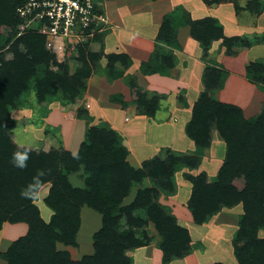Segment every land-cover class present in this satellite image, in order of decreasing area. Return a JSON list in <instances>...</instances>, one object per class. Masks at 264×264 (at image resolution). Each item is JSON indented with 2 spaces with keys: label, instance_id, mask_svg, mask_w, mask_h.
I'll list each match as a JSON object with an SVG mask.
<instances>
[{
  "label": "trees",
  "instance_id": "obj_1",
  "mask_svg": "<svg viewBox=\"0 0 264 264\" xmlns=\"http://www.w3.org/2000/svg\"><path fill=\"white\" fill-rule=\"evenodd\" d=\"M17 5V0H0V40H3L0 53L10 44L8 51L12 54L11 60H4V55L0 54V230L6 223H24L27 232L0 257L5 264H130L124 252L137 246L132 229L145 223L143 217L153 222L163 235V243L159 246L163 261L168 263L171 258L182 257L187 252L184 250L187 234L176 227L174 220L158 205L153 204L150 189H139L133 200L123 205L131 189L139 186L145 178L164 180L166 184L163 187H172L168 179L179 160L169 158L168 164L162 166L150 161L151 164L143 163L139 169H134L127 162L128 152L117 142L115 132L105 129L89 131L76 154L67 151L34 152L11 142L14 122L10 110L31 82L38 84L39 101L48 92L44 91V85L49 88L54 83L63 88L67 85L65 73L60 76L47 69L50 62L56 65V61H50L54 57L45 51L44 36L26 32L13 41L21 24L15 14ZM189 23L196 25L195 28L190 27L189 34L207 49L208 41L213 37L209 26L213 20ZM164 28L165 24L160 29ZM159 40L167 43L162 35H159ZM19 45L25 47L24 54L18 51ZM87 46L88 43L79 46L82 71L72 78V84L77 86H81L78 82L80 74L88 77L91 73L84 57V47ZM123 58L130 64L126 56ZM42 69L43 74L40 75L38 71ZM251 75L253 82L263 84L261 66L251 65ZM69 88L72 89L64 88V92ZM210 124L215 125L217 133L227 144V156L215 180L207 182L205 173L190 176L193 220L202 224L222 208L242 206L241 234L243 236L247 231L251 238L254 236V244L262 249L251 259L253 264H264V240L255 237L258 230H264V108L251 122L244 121L239 109L220 105L204 96L200 108H194L186 129L197 146L206 147L209 143ZM17 152L28 156L27 166L23 169L11 163L13 153ZM196 164L198 162L195 161L189 165L192 168ZM41 172L44 174L40 175ZM73 175L80 177L79 184L72 183ZM36 179H39L40 189L48 185L43 198V204L51 211L47 220L42 218L35 205L37 199L21 196L22 189ZM83 207L98 213L102 225L92 237L93 254L83 256L80 261H72L67 252L57 250L56 246H76ZM176 236L184 237V244H175ZM237 239H241L240 234Z\"/></svg>",
  "mask_w": 264,
  "mask_h": 264
},
{
  "label": "rangeland",
  "instance_id": "obj_2",
  "mask_svg": "<svg viewBox=\"0 0 264 264\" xmlns=\"http://www.w3.org/2000/svg\"><path fill=\"white\" fill-rule=\"evenodd\" d=\"M100 5L110 22V28L108 31L103 32L104 34H97L85 43L71 42L65 45L68 46L65 51L62 48L57 52L52 47H48L47 41H45V51L54 57L50 61H56V65L50 62V66L47 68L48 71L60 76L65 73L67 85L64 88L71 87L72 89L69 88V92L67 90L64 92L63 86L55 85V83L50 88L44 85V91L48 92L44 93V99L39 101L38 84L35 81L31 82L28 90L19 96L15 101L14 108L10 110V117L14 122V128L10 136L11 142L20 145V148H29L28 150L34 152H70L67 150L69 138L75 139V136L78 135L76 142L78 141L81 144L86 140L89 131L92 129H105L115 132L117 142L128 152L127 162L134 169H139L143 163L151 164L156 161V165L162 166L168 164L169 158L179 160L180 162L176 164L177 168L173 170L172 176L168 179L172 185L171 189L167 190L165 188L168 186L163 187L166 184L164 180L145 178L139 186H134L131 189L130 195L125 199L123 205L129 204L139 189H150L152 191L150 194L154 197L153 204L158 205L172 218L176 227L185 230L186 239L188 240L184 250L187 249V252L182 257L171 258L168 263H165L163 261L164 256L159 248L163 243V235L160 234L153 222L143 217L145 223L136 229H132L135 233L137 246L127 249L124 252L125 257L129 259L130 264H253L254 261L251 257L254 256L255 252H261L262 248L254 244L252 240L254 236L251 238V234H248L247 231L244 232L243 236L241 234V222L244 214L242 206L222 208L202 224H196L193 220L190 207L192 189L189 181L190 176L206 172L207 182L215 180L225 162L227 144L217 133L214 124H210V140L206 147L197 146L194 140L187 135L186 129L192 120L194 108L196 110L200 108L204 96L220 105H229L239 109L244 121L251 122L253 118L261 113L264 108V82L260 84L251 80V65L261 66V74L264 78V31L256 32L254 30L257 27L264 28L262 27L264 26V17L252 21L251 35H248L245 39L232 34L225 35L223 27L213 19V23L209 25L210 34L213 37L208 41V49L202 48L201 44L189 34L190 27L193 24L189 23L190 20L187 17L181 16L179 21L176 17L178 13L175 12L166 15L162 19L161 26L165 24V28L160 29L159 35H162L167 43L163 42V45L154 43V46L163 49L164 53L161 54L163 58L159 60L158 57L150 56L148 62L144 64L145 66H141V71L144 67L150 68L152 66V69L154 64L165 59L172 63L177 54L172 52L171 49L179 48V50H182L184 45V40L181 39L183 37L182 28L185 29L190 39L196 42L195 46H199L200 49L197 50L191 47V58L195 57L200 61L203 57L206 58L204 61L206 71L203 69L201 72L200 70L201 76L199 78L200 82H203V87L196 93V91L191 90L193 88L190 89L191 85L188 83L190 87H179L177 94H175L174 105L177 117L175 116L172 119L170 125L177 124L178 120H183L185 114L187 115L183 134L189 141L190 148L193 147L194 149L193 153L189 154L185 151L189 150L187 145L180 148L171 145L170 150L169 145L159 143L155 134L154 127L156 125H154L153 120L156 110H159L158 103L150 102L144 96H139L140 90L138 87H128L130 100L135 102L139 109L137 118H135L132 110L131 113L125 111L129 101L125 102L121 94L111 95L107 105L102 102L98 103L99 106L95 105L97 107L96 111L91 106L88 97H85L87 86L96 82L93 77L97 76V83L102 76L106 77L107 83H113L114 80L123 75L125 68L131 64L121 55L115 56L105 53L103 45L117 26L108 15V0H101ZM252 6L248 7L250 13L254 11V8H251ZM233 9L235 11V8ZM258 11L256 10V12ZM251 15L254 14L251 13ZM195 27L196 25L193 26V28ZM3 37L5 38L4 35ZM15 39L16 36L13 41ZM0 42L2 45L3 40H0ZM86 43H88V46L84 47V57L90 65L91 73L88 77L80 74L78 82L81 86H77V84H72V78L76 73L82 71L83 62L80 59L79 46H84ZM9 47H11L10 44L6 45L0 53L4 55V60L12 59V54L8 51ZM18 51L24 54L26 49L19 45ZM90 56L95 57L92 59ZM42 71L43 69L38 73L42 75ZM175 74L179 73L176 72ZM230 74L238 75L240 79L233 82V89L230 83L226 84ZM216 85H220L222 91L212 94V88ZM109 104L115 105V107H111ZM119 120L121 124L126 125L125 129L118 127L121 126L118 124ZM129 120H131V123H129ZM76 124H81L80 127H83L82 132L79 128L78 131L75 130ZM212 130L215 131L213 142ZM178 137L179 134H177ZM182 151L184 152L181 153ZM180 153L184 155L180 156ZM195 161L198 162V165L196 164L195 167L191 168L189 164ZM72 177H74L73 184L76 185L81 182L78 175ZM47 187L48 185L39 190V198L35 202L39 211L41 210L40 215L45 220H47L48 212L44 209L43 198L47 194ZM178 189H182L180 195L177 193ZM83 208L87 211H84L82 215L80 212V238H78V233L76 246H65L63 244L56 246L57 250L67 252L72 261H80L83 256L93 254L92 237L102 225L101 216L98 213L88 207ZM46 210L48 209L46 208ZM89 214H92L93 219ZM239 234L241 239H237ZM177 236L173 240L174 243L184 244V237L179 238ZM255 237L264 240V230H258ZM80 241L81 245L79 244ZM239 251L241 252L238 254ZM0 259L2 260L1 257Z\"/></svg>",
  "mask_w": 264,
  "mask_h": 264
},
{
  "label": "crops",
  "instance_id": "obj_3",
  "mask_svg": "<svg viewBox=\"0 0 264 264\" xmlns=\"http://www.w3.org/2000/svg\"><path fill=\"white\" fill-rule=\"evenodd\" d=\"M250 6L254 8V11H251L254 14L253 16L248 10ZM233 8H235V11ZM108 11L110 19L116 24L117 28L107 37L103 49L105 53L111 55L126 56L131 64L125 68V71L123 70V75L114 80L113 83H107L105 76L99 78V82L97 83V76L93 77L96 82L87 86L85 97H88V100L92 104L91 106L96 111V106H99L98 103L102 102L107 105L111 95L121 94L125 102L129 101L125 111H130L128 113H131L132 110L135 118H137L139 109L135 102L130 100L129 88L130 86L138 87L140 90L139 96H144L150 102L158 103L159 110H156V115L153 117L156 131L152 130L155 131L159 143L169 145V149L171 145L179 148L187 145L189 150L185 151L189 154L193 153V147L190 148V143L183 134L187 115L185 114L183 120H178L177 124H170L176 116L175 112H177L174 105V101L176 100L175 94L178 92L177 89L179 87L188 88L191 85L190 89L193 88L191 90L197 93L203 87V82L201 83L199 78L205 68L206 64H204V61L206 58L203 57L202 62L198 58H191L192 50L190 48L200 49L199 46H195L196 42L190 39L185 29L182 28L183 37L181 39L184 40L182 50H179V48H169L177 54L173 58V61L171 60L173 64L165 59L162 62L158 61L157 64H154V68L151 69L152 66L150 68L144 67L141 71V66L148 62L150 56L158 57L159 60L163 58L161 55L164 53L163 49L155 48L154 46V43L156 45H163V41L161 42L158 39L162 19L166 15L175 12L178 13L176 17L179 21L181 16L187 17L190 21L214 19L223 27L225 35L232 34L233 36L245 39L248 35H251L252 21L263 19L264 17V0H155L153 2L150 0H108ZM254 30L260 32L264 31V28L257 27ZM172 39L174 40V38ZM118 67L120 68V66ZM176 72L179 74H175ZM238 80H240L238 75L234 76L230 74L226 80V84L230 83L232 88L233 82ZM220 91H222L220 85H216L212 89V94L219 93ZM110 106L115 107V105ZM129 121L131 123V120ZM118 124L121 125L118 126L120 129L126 128V125L124 123L121 124L120 120ZM80 126L81 124H76L75 130L77 129L76 131H78L79 128L82 132L83 127ZM177 134H179L178 138ZM214 136L215 131L212 130V142ZM77 137L79 136H75V139L72 137L68 139L69 147H67V150L72 154H76L80 146V143L76 142ZM16 146L20 148V145ZM163 147L165 148V146ZM181 153L180 156L184 155ZM158 154H156L157 157H159ZM138 165L140 167V163ZM197 175L194 174L192 176ZM165 188L167 190L171 189L169 186ZM177 191L180 195L182 189H178ZM46 208L45 206L44 209L48 212L46 218L49 219L51 211L48 208L46 210ZM84 211L87 210L83 208L81 215ZM89 216L93 219L92 214H89ZM26 232L27 225L24 223L4 224L0 230V254H3L12 242L16 241L19 237H23ZM78 238H80V232ZM79 244L81 245V241ZM0 264L5 263L0 259Z\"/></svg>",
  "mask_w": 264,
  "mask_h": 264
},
{
  "label": "built area",
  "instance_id": "obj_4",
  "mask_svg": "<svg viewBox=\"0 0 264 264\" xmlns=\"http://www.w3.org/2000/svg\"><path fill=\"white\" fill-rule=\"evenodd\" d=\"M21 20L16 38L26 32L42 35L55 52L71 42L85 43L110 28L101 0H17ZM104 34V33H103ZM63 45V46H62Z\"/></svg>",
  "mask_w": 264,
  "mask_h": 264
},
{
  "label": "clouds",
  "instance_id": "obj_5",
  "mask_svg": "<svg viewBox=\"0 0 264 264\" xmlns=\"http://www.w3.org/2000/svg\"><path fill=\"white\" fill-rule=\"evenodd\" d=\"M28 156L27 154H20L19 152L13 153L11 163L14 167L25 168L27 166ZM44 173L41 172L40 175ZM39 189L40 182L39 179H36L32 184H29L26 188L22 189L21 196L29 199H38L39 198Z\"/></svg>",
  "mask_w": 264,
  "mask_h": 264
}]
</instances>
